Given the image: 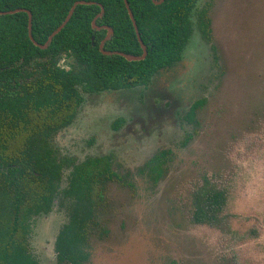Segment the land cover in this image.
<instances>
[{"label":"rangeland","instance_id":"rangeland-1","mask_svg":"<svg viewBox=\"0 0 264 264\" xmlns=\"http://www.w3.org/2000/svg\"><path fill=\"white\" fill-rule=\"evenodd\" d=\"M203 7L208 40L195 29L181 60L148 86L82 91L73 121L52 137L60 157L111 154L118 173L104 185L84 264H264V0H198ZM161 151L154 179L146 164ZM205 182L227 193L220 226L191 220ZM67 220L58 199L32 220L40 264H57Z\"/></svg>","mask_w":264,"mask_h":264},{"label":"trees","instance_id":"trees-1","mask_svg":"<svg viewBox=\"0 0 264 264\" xmlns=\"http://www.w3.org/2000/svg\"><path fill=\"white\" fill-rule=\"evenodd\" d=\"M73 1L36 0L43 5L31 10V34L37 42L45 43ZM99 1L105 7L102 22L113 28L103 48L141 55L124 0ZM197 2L128 0L147 48L146 57L140 60L101 52L103 32L91 26L99 9L95 5H77L43 49L30 40L25 13L18 20L0 15V264H40L30 245L32 220L48 213L57 199L68 215L54 242L57 264L88 260L90 228L97 223L96 209L105 199L104 185L117 178L113 159L109 154L80 162L60 157L52 137L73 121L83 100L81 90L145 86L154 75L181 60L195 29L208 40V10L198 9ZM63 57L69 59L70 70L57 68ZM197 105L191 106L189 120ZM164 155L155 154L147 163L154 179L161 173ZM65 170H69L68 182L61 188ZM226 203V191L205 182L193 194L191 220L220 226L226 221Z\"/></svg>","mask_w":264,"mask_h":264},{"label":"flooded vegetation","instance_id":"flooded-vegetation-1","mask_svg":"<svg viewBox=\"0 0 264 264\" xmlns=\"http://www.w3.org/2000/svg\"><path fill=\"white\" fill-rule=\"evenodd\" d=\"M76 1H80V0H74L72 5L74 4V2ZM86 1L87 3H79V4H85V5H95L97 6L99 9L97 11H95L92 19H91V26L92 28L94 29V31H97V32H103L102 36H99V41L101 42L102 40L105 39L106 35H107V32H108V27L112 29V34H113V28L110 27L109 25L105 24L102 22V17L105 13V7L103 5V3L99 0H84ZM77 4V5H79ZM71 5V6H72ZM76 5V6H77ZM70 6V8H71ZM75 6V8H76ZM40 7H43V5H39L38 2H36V0H0V11H3V12H6V13H0V15H10L12 16V20H18L19 19V15H21V13H25L26 14V17H27V25H28V22H29V14H31V22H32V19H33V13L31 12L32 9H37V8H40ZM69 8V10H70ZM74 8V10H75ZM68 10V12H69ZM74 10H73V13H74ZM8 11H12V12H8ZM67 12V13H68ZM72 13V15H73ZM67 15V14H66ZM71 15V16H72ZM66 17V16H65ZM71 18V17H70ZM94 22V24H93ZM112 34L110 35V37L112 36ZM28 36H29V33H28ZM109 37V38H110ZM30 38V37H29ZM108 38V39H109ZM92 39H95V36H92ZM106 39V40H108ZM31 40V39H30ZM105 40V41H106ZM99 42V44H100ZM105 43V42H104ZM110 51H113V50H110ZM115 51H118V50H115ZM152 80V79H151ZM150 83V82H149ZM149 83L145 86H148ZM137 87V86H136ZM136 87H127V88H120V89H107V90H102L100 92H103V91H109V90H122V89H133V88H136ZM140 87V86H138ZM84 93H100V92H90V91H83ZM81 95H82V90H81ZM83 100H84V97L82 96ZM83 100L81 102V104L83 103ZM80 104V106H81ZM79 106V107H80ZM78 107V108H79ZM191 109V107H190ZM189 109V110H190ZM195 110V109H194ZM77 112V111H76ZM189 112V111H188ZM194 112V111H193ZM189 114V113H188ZM187 114V115H188ZM76 115V114H75ZM120 119H122L121 121V124L120 126L123 124L124 122V119L122 117H118L114 122H113V127L114 129H118L120 128V126L116 127L114 125H117V121H119ZM189 119V117H188ZM162 152V151H161ZM160 152V153H161ZM159 153H157L156 155H158ZM105 155V154H103ZM111 155V154H109ZM100 156V155H99ZM89 157V156H88ZM112 157V156H111ZM113 159V158H112ZM148 163V162H147ZM147 166V164H146ZM114 169V167H113ZM149 169V168H148ZM115 171V170H114ZM149 171V170H148ZM116 172V171H115ZM118 174V173H117Z\"/></svg>","mask_w":264,"mask_h":264},{"label":"water","instance_id":"water-1","mask_svg":"<svg viewBox=\"0 0 264 264\" xmlns=\"http://www.w3.org/2000/svg\"><path fill=\"white\" fill-rule=\"evenodd\" d=\"M155 4H161L164 0H152ZM125 2V5H126V8L128 10V13H129V16H130V19L132 20V23H133V26H134V29H135V32H136V35H137V38H138V41L141 45V48L143 50L142 54L141 55H134V54H128V53H124V52H121V51H110V50H105L103 48V45H104V42L106 39H108L110 37V35L112 34V29L108 27V32H107V35L105 37L104 40H102L99 44V49L101 50V52L103 54H106V55H110V54H120L122 56H124L126 59L128 60H140V59H144L147 55V48H146V45L144 44L141 36H140V33H139V30H138V26H137V23H136V20L134 18V15H133V12L128 4V0H124ZM79 3H87L86 1L84 0H80V1H76L74 2V4L71 6L69 12L67 13L66 17L64 18V20L62 21V23L54 30L52 31V33L48 36L47 40L45 41V43H39L37 42L32 34H31V14H29V22H28V33H29V37L31 39V41L38 47L40 48H46L49 44V42L52 40V38L54 37L55 34H57L64 26L65 24L68 22V20L70 19L72 13H73V10L75 8V6ZM8 12H12V11H8ZM0 13H6V12H3V11H0ZM94 24V22H93ZM56 238V237H55ZM55 242V240H54ZM54 245V244H53Z\"/></svg>","mask_w":264,"mask_h":264},{"label":"clouds","instance_id":"clouds-1","mask_svg":"<svg viewBox=\"0 0 264 264\" xmlns=\"http://www.w3.org/2000/svg\"><path fill=\"white\" fill-rule=\"evenodd\" d=\"M57 68H59L61 71H67L70 70V67L67 63H65V60L62 58L60 63L57 64Z\"/></svg>","mask_w":264,"mask_h":264}]
</instances>
